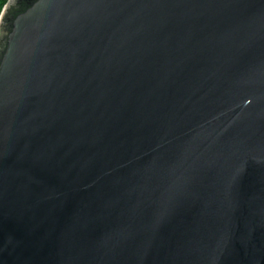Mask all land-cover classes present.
I'll list each match as a JSON object with an SVG mask.
<instances>
[{"label": "water", "instance_id": "95a60500", "mask_svg": "<svg viewBox=\"0 0 264 264\" xmlns=\"http://www.w3.org/2000/svg\"><path fill=\"white\" fill-rule=\"evenodd\" d=\"M0 264H264V0H7Z\"/></svg>", "mask_w": 264, "mask_h": 264}, {"label": "trees", "instance_id": "16d2710c", "mask_svg": "<svg viewBox=\"0 0 264 264\" xmlns=\"http://www.w3.org/2000/svg\"><path fill=\"white\" fill-rule=\"evenodd\" d=\"M7 0H0V11H1V8L3 7V5L5 4Z\"/></svg>", "mask_w": 264, "mask_h": 264}]
</instances>
